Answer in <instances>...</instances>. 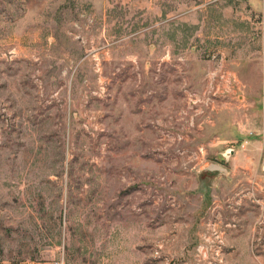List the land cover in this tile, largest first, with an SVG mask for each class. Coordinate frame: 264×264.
I'll list each match as a JSON object with an SVG mask.
<instances>
[{"label":"rangeland","instance_id":"374dc122","mask_svg":"<svg viewBox=\"0 0 264 264\" xmlns=\"http://www.w3.org/2000/svg\"><path fill=\"white\" fill-rule=\"evenodd\" d=\"M0 264H264V0H0Z\"/></svg>","mask_w":264,"mask_h":264}]
</instances>
